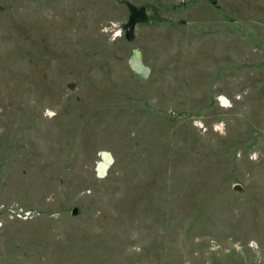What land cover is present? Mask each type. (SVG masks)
<instances>
[{
	"label": "rangeland",
	"instance_id": "374dc122",
	"mask_svg": "<svg viewBox=\"0 0 264 264\" xmlns=\"http://www.w3.org/2000/svg\"><path fill=\"white\" fill-rule=\"evenodd\" d=\"M0 264H264V0H0Z\"/></svg>",
	"mask_w": 264,
	"mask_h": 264
},
{
	"label": "water",
	"instance_id": "95a60500",
	"mask_svg": "<svg viewBox=\"0 0 264 264\" xmlns=\"http://www.w3.org/2000/svg\"><path fill=\"white\" fill-rule=\"evenodd\" d=\"M130 12H131V16L129 19L130 25H135L137 23L146 22L149 19L148 13L143 8L137 9L134 6H130ZM130 64L133 69L137 70L138 72H141L143 75H146L149 72V67L143 65L140 62V55H139L138 49L133 50V54L130 59ZM101 155H102L103 161L98 164V170H99V174L103 175L105 169L112 162V157L106 151H102ZM235 188H240V186L235 185Z\"/></svg>",
	"mask_w": 264,
	"mask_h": 264
},
{
	"label": "built area",
	"instance_id": "2783aa9c",
	"mask_svg": "<svg viewBox=\"0 0 264 264\" xmlns=\"http://www.w3.org/2000/svg\"><path fill=\"white\" fill-rule=\"evenodd\" d=\"M19 217H28L31 216V210H25L23 215L21 213L18 214Z\"/></svg>",
	"mask_w": 264,
	"mask_h": 264
},
{
	"label": "clouds",
	"instance_id": "9594fccd",
	"mask_svg": "<svg viewBox=\"0 0 264 264\" xmlns=\"http://www.w3.org/2000/svg\"><path fill=\"white\" fill-rule=\"evenodd\" d=\"M123 35V31L122 30H118L116 33H115V36L119 37Z\"/></svg>",
	"mask_w": 264,
	"mask_h": 264
}]
</instances>
